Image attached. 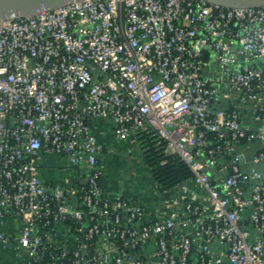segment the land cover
I'll list each match as a JSON object with an SVG mask.
<instances>
[{
    "label": "built area",
    "instance_id": "obj_1",
    "mask_svg": "<svg viewBox=\"0 0 264 264\" xmlns=\"http://www.w3.org/2000/svg\"><path fill=\"white\" fill-rule=\"evenodd\" d=\"M253 123H244L243 108ZM153 131L191 177L104 189L95 132ZM52 154L71 166L41 175ZM0 249L13 264H264V6L80 0L0 21Z\"/></svg>",
    "mask_w": 264,
    "mask_h": 264
},
{
    "label": "rangeland",
    "instance_id": "obj_2",
    "mask_svg": "<svg viewBox=\"0 0 264 264\" xmlns=\"http://www.w3.org/2000/svg\"><path fill=\"white\" fill-rule=\"evenodd\" d=\"M102 121V126L106 127V131L114 130L111 121ZM106 147L107 152L105 159L103 158L106 165L103 184L105 191L112 194L123 193L129 195L130 198L136 196L135 199L148 204L160 203L161 198L158 196L156 183L149 172L140 148L135 147L133 154L129 155L125 144L116 139ZM62 167L66 174L71 169V166L65 163ZM59 177L60 173H55L53 179L57 180ZM11 252V250L0 249V264L15 263L14 254Z\"/></svg>",
    "mask_w": 264,
    "mask_h": 264
},
{
    "label": "trees",
    "instance_id": "obj_3",
    "mask_svg": "<svg viewBox=\"0 0 264 264\" xmlns=\"http://www.w3.org/2000/svg\"><path fill=\"white\" fill-rule=\"evenodd\" d=\"M155 183L163 191L185 182L191 171L177 155L166 151V143L153 131L143 132L138 145Z\"/></svg>",
    "mask_w": 264,
    "mask_h": 264
},
{
    "label": "water",
    "instance_id": "obj_4",
    "mask_svg": "<svg viewBox=\"0 0 264 264\" xmlns=\"http://www.w3.org/2000/svg\"><path fill=\"white\" fill-rule=\"evenodd\" d=\"M80 0H0V21L28 17L43 10L55 9ZM231 8L264 6V0H206Z\"/></svg>",
    "mask_w": 264,
    "mask_h": 264
},
{
    "label": "crops",
    "instance_id": "obj_5",
    "mask_svg": "<svg viewBox=\"0 0 264 264\" xmlns=\"http://www.w3.org/2000/svg\"><path fill=\"white\" fill-rule=\"evenodd\" d=\"M243 109H244L243 110L244 123L247 124V125H250V126L257 125L256 123H253V120L251 118L250 109L248 107L243 108ZM102 122H103L102 120L97 122L96 127H95V132H96V135L98 137V140H99L100 144L103 147V154L102 155H103V158L105 159V153L107 152L106 145L110 144L111 141L115 139V137H114V134H113V129L110 132L106 131V127L103 128ZM97 126H98V128H97ZM62 166H64V161L62 159H60L59 157H57L55 155H52V154H45L43 156L42 161H41V170H40L43 179H45L47 181H61L63 178L72 175L71 174L72 168L69 169V171L66 174L64 172V169H63ZM55 173H60V177L57 180L53 179V176H54ZM119 194H122V195H124L126 197H129V195H126V194H123V193H119ZM131 197H134V196H131ZM7 250H10V249H7ZM11 264H13V263H11Z\"/></svg>",
    "mask_w": 264,
    "mask_h": 264
}]
</instances>
